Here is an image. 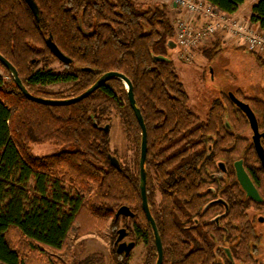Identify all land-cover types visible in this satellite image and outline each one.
Segmentation results:
<instances>
[{"label":"trees","instance_id":"16d2710c","mask_svg":"<svg viewBox=\"0 0 264 264\" xmlns=\"http://www.w3.org/2000/svg\"><path fill=\"white\" fill-rule=\"evenodd\" d=\"M34 1L37 14L26 0H0V53L37 96L62 98L44 94L43 87L66 82L80 93L108 71L131 80L147 129V195L162 240L163 264H264L262 233L249 212L253 207L264 213V165L249 135V121L225 92L212 103L206 119L191 109L167 55L175 30L166 5L135 0ZM206 1L229 14L245 2ZM250 21L264 29V0L252 4ZM50 36L70 58L61 61L62 70L46 67L60 61L47 44ZM214 51L217 55L221 49ZM253 54L264 67L263 59ZM155 55L168 60H156ZM0 69V261L67 264L55 255L63 251L73 229L102 228L108 219L116 229L120 218H126L116 212L127 205L134 212L133 230L148 248L149 264H155L157 249L142 208L139 171L133 174L122 164L111 163L104 129L117 110L134 132L140 156L141 129L124 82L113 77L78 102L49 105L26 97L1 61ZM243 100L264 130V98ZM33 141L71 148L38 156L31 151ZM239 159L252 175L261 201L248 197L237 180L234 162ZM218 162L227 168L219 180L212 177ZM211 185L227 202V211L221 204L205 209L217 196ZM154 186L160 194L158 204L150 191ZM219 212L224 213L219 224L209 222ZM129 255L114 245L108 264H130ZM84 264L106 262L96 254Z\"/></svg>","mask_w":264,"mask_h":264},{"label":"rangeland","instance_id":"374dc122","mask_svg":"<svg viewBox=\"0 0 264 264\" xmlns=\"http://www.w3.org/2000/svg\"><path fill=\"white\" fill-rule=\"evenodd\" d=\"M146 4L163 3L167 8V15L173 24L174 19L179 16L189 17L183 11L182 15L177 14V10L171 9L172 6L164 0H135ZM240 20L248 22L250 20V8H241ZM197 19L194 22L197 23ZM198 24V23H197ZM200 24V23H199ZM224 32V37H234L233 33L228 30ZM226 34V35H225ZM230 34V35H229ZM215 35V34H214ZM213 36H210L206 43L199 44L191 48V59L186 61L180 57L178 49H170L167 53L168 57L173 61L175 71L183 82L184 88L187 91L191 109L202 119H206L208 110L212 103L221 99L223 93L238 92L241 99L258 95L264 98V72L262 76L261 69H264L256 59L253 61L245 56H235L231 58L233 49L231 47H223L222 52L218 56L214 54L216 47H211L209 44ZM238 39V38H237ZM239 40V39H238ZM231 45L235 47V51L245 53L242 41L240 45L233 40ZM228 44V45H230ZM224 45H227L225 43ZM207 49V50H205ZM249 52V51H248ZM263 59V58H261ZM264 61V59H263ZM42 66V65H39ZM47 68L62 70L64 68L61 61L55 60L49 63ZM261 68V69H260ZM0 72H3L0 69ZM6 78V77H5ZM125 84V83H124ZM125 88L126 84H125ZM44 94L58 96L62 98L72 97L75 90L72 82L49 84L43 87ZM125 102V100H123ZM111 122L109 125L108 136L110 150L114 154L119 163L133 174L139 171V157L137 154V144L134 132L124 123L122 117L117 110H113L111 114ZM252 131L249 132L251 136ZM31 151L38 156L47 155L67 150L71 148L69 145H64L62 148L56 147L51 142L33 141L30 143ZM152 198L156 204L160 201V194L156 186L151 187ZM256 219L255 225L261 237V258L264 262V222L257 221V217L264 216L255 208L249 210ZM127 225L129 227H127ZM126 227L130 230L131 236L136 241V245L132 248L129 255L130 264H149V252L145 242L137 236L134 229L132 217H121L116 229L111 226V219H108L102 228H88L81 231L79 228L73 229L69 236L63 251L56 253L55 257H62L67 264H80L81 261L87 262L93 255L100 254L103 256L106 264H108L112 248L117 249V236L120 228ZM84 262V263H85ZM82 262V264H84ZM0 264H5L0 261ZM58 264H62L58 261Z\"/></svg>","mask_w":264,"mask_h":264},{"label":"water","instance_id":"95a60500","mask_svg":"<svg viewBox=\"0 0 264 264\" xmlns=\"http://www.w3.org/2000/svg\"><path fill=\"white\" fill-rule=\"evenodd\" d=\"M26 2L29 4L30 8L32 9L34 14L38 13V5L34 0H26ZM48 46L51 48L53 53L58 57V59L62 62H68L70 61V58L66 56L56 45V43L51 39V36L47 40ZM168 46L170 49H177V43L174 39H170L168 41ZM154 59L156 60H168L167 57L155 55ZM0 61L7 67V69L12 74L17 86L20 88V90L25 94L26 97L29 99L43 103V104H49V105H69L75 102H78L87 96H89L91 93H93L95 90L100 88L104 83H106L108 80L112 79L113 77L121 79L126 84V93L127 98L129 101V104L131 108L134 111L135 117L138 121V124L141 129V145H140V156H139V175H140V191H141V199H142V208L144 210V213L152 227L153 235L155 239V245L157 249V259L155 264H163V246H162V240L158 231V227L156 224V221L151 213L149 202H148V195H147V173L145 168V162H146V156H147V129L145 126L143 115L140 111V109L136 105V100L134 96L133 91V84L131 80L124 74L118 71H108L100 75L96 81L90 85L87 89L83 90L77 95H74L72 97L67 98H50V97H42L37 96L33 93H31L26 86L23 84L18 71L16 67L0 53ZM231 101L246 115L249 125L252 131V141L254 144V147L256 149V152L258 156L261 159L262 164L264 165V145L262 143V140H264V130L261 131L259 128V123L257 116L252 109L251 105L246 102L245 100L239 98L234 92L228 93ZM105 131L109 130V124H106L104 127ZM109 158L111 160V163L114 165H119V160L117 157L113 154H109ZM222 169L224 170L225 167L223 163H220ZM235 171L237 180L239 181L240 185L246 192V195L248 197H251L252 199L256 201H261V195L254 184L253 180L251 179L250 175L246 171L243 160L239 159L235 161L234 163ZM220 201H223V199H219ZM214 202V201H213ZM207 207V205H206ZM205 207V208H206ZM117 216L124 215L126 217H133L134 212L130 209L127 205H122L119 207V209L116 212ZM127 234L126 227L120 228L118 230V236H117V242H119L117 245V250L119 252H124L126 255L130 253L132 248L135 246V241H131L129 243H126L125 241H121Z\"/></svg>","mask_w":264,"mask_h":264},{"label":"built area","instance_id":"2783aa9c","mask_svg":"<svg viewBox=\"0 0 264 264\" xmlns=\"http://www.w3.org/2000/svg\"><path fill=\"white\" fill-rule=\"evenodd\" d=\"M172 8L185 11L189 17L174 19L175 41L180 57L191 59V48L205 43L210 36L219 31L228 30L234 34L246 48L264 59V29L256 27L238 17L223 12L206 0H164ZM256 2L257 0H250ZM202 19L196 24L194 19ZM8 77L7 75L5 76Z\"/></svg>","mask_w":264,"mask_h":264},{"label":"crops","instance_id":"0c3cea01","mask_svg":"<svg viewBox=\"0 0 264 264\" xmlns=\"http://www.w3.org/2000/svg\"><path fill=\"white\" fill-rule=\"evenodd\" d=\"M254 2H252V1H250V0H245V2L243 3V4H241V6L239 7V9L237 10V11H235L234 13H231V15L232 16H235V17H238V18H240V15H241V8H250V14H251V6H252V4H253ZM171 9H173V8H171ZM182 10H180V11H178L177 10V14H178V16L179 15H182ZM197 23L199 24V23H202V19L201 18H198L197 20ZM248 22L251 24V25H253V26H256V27H258L259 26V24H257V23H253V22H251L250 20H248ZM196 23V24H197ZM224 32H222V31H219V32H217L215 35H214V37H212V39L210 40V42H209V44L208 45H210L211 47H216L215 49L216 50H218V49H221V50H223V47H231L232 49H233V53L231 54V58H232V56L233 55H235V56H245V55H247L250 59H251V61H253V58L255 57V55L253 54V53H251V52H248L247 50H245V53H239V52H236L234 49H235V47L234 46H232L230 43V41L231 40H233L234 42H236V43H240L239 41L240 40H238L237 38H234V37H230L229 36V38L228 37H224ZM226 35V34H225ZM230 35V34H229ZM206 43V42H205ZM225 43H227V45H224ZM228 44H230V45H228ZM240 45V44H239ZM243 45V44H242ZM243 48L245 49V47L243 46ZM206 50V49H205ZM222 51H220V53H221ZM220 53H218L217 54V56L220 54ZM261 69V68H260ZM261 71H262V76H263V72H264V69H261Z\"/></svg>","mask_w":264,"mask_h":264},{"label":"flooded vegetation","instance_id":"af4514ba","mask_svg":"<svg viewBox=\"0 0 264 264\" xmlns=\"http://www.w3.org/2000/svg\"><path fill=\"white\" fill-rule=\"evenodd\" d=\"M261 131H263L262 129H260ZM251 139H252V134H251ZM237 161V160H236ZM220 163H223V162H218V170L216 171V172H214L213 174H212V177L213 178H215V179H217V180H219V179H222V178H224L225 176H226V173H227V168H226V166H225V164L223 163V165H224V167H225V169L223 170L222 169V167H221V165H220ZM235 163V162H234ZM235 167V166H234ZM246 169V168H245ZM247 172H248V170H246ZM235 174H236V171H235ZM248 174L250 175V177H251V179L253 180V177H252V175L248 172ZM237 177V176H236ZM253 182H254V180H253ZM255 184V183H254ZM209 188H211L212 189V192H213V194H216L217 196H214V197H212V198H210L209 199V201L207 202V204H205V206L204 207H206V205L207 206H210V205H213V204H221V205H223V208H224V211H227L228 210V204H227V202L223 199V198H221L220 196H218V193H216V190L215 189H213V187H212V185L209 187ZM259 191V190H258ZM260 193V192H259ZM251 198V197H250ZM262 198V197H261ZM219 199H223V201H220ZM252 199V198H251ZM254 200V199H253ZM262 200V199H261ZM214 201V202H213ZM256 201V200H255ZM253 208V207H252ZM206 209V208H205ZM251 209V208H250ZM256 211H258V210H256ZM260 212V211H259ZM260 213H262V212H260ZM224 213L223 212H219V213H217L216 215H214L213 217H211V218H209V222H216L217 224H219V222H220V220H221V217H222V215H223ZM263 215H264V213H262ZM250 218L251 219H253L254 221H256V219L254 218V216H253V214H251L250 213ZM257 221L258 222H260V223H262V222H264V216H260V217H257ZM127 227H129L128 225H127ZM259 231V230H258ZM121 241H125L126 243H129V242H131V241H135L134 240V238H133V236H131V232H130V230H128L127 229V234H126V236L121 240ZM119 242H117V244H118ZM135 245H136V241H135ZM228 254H230L229 253V250H225ZM122 253H124V252H122ZM130 253H131V251H130ZM129 253V254H130ZM128 254V255H129Z\"/></svg>","mask_w":264,"mask_h":264}]
</instances>
